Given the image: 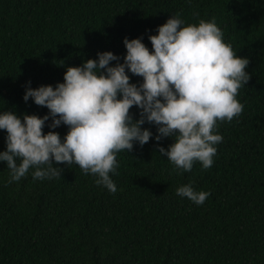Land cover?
I'll list each match as a JSON object with an SVG mask.
<instances>
[{
    "label": "trees",
    "instance_id": "1",
    "mask_svg": "<svg viewBox=\"0 0 264 264\" xmlns=\"http://www.w3.org/2000/svg\"><path fill=\"white\" fill-rule=\"evenodd\" d=\"M174 13L186 24L215 17L225 41L249 58L250 79L237 93L243 110L217 121L223 139L212 166L174 171L156 147L169 137L117 152L116 192L55 161L60 177L33 179L30 168L7 183L0 162V264H264V0H0V110L43 116L45 106L23 100L26 82L55 87L67 66L98 51L122 62L125 36H143L151 50L148 35ZM138 111L130 108L134 118ZM48 123L45 133L64 137L67 125ZM5 137L0 129V151ZM190 181L210 192L203 204L176 193Z\"/></svg>",
    "mask_w": 264,
    "mask_h": 264
},
{
    "label": "clouds",
    "instance_id": "2",
    "mask_svg": "<svg viewBox=\"0 0 264 264\" xmlns=\"http://www.w3.org/2000/svg\"><path fill=\"white\" fill-rule=\"evenodd\" d=\"M155 32L148 35L151 50L143 36H125L122 62L110 50L98 51L95 58L67 66L63 82L55 87L33 88L26 82L23 100L31 98L48 112L39 116L0 110V129L6 130L0 162L9 170L7 183L19 181L30 168L33 179L60 177L63 169L55 161L78 165L96 177V184L116 192L110 173L119 166L117 152L129 153L134 144L143 146L150 138L173 139L167 148L156 147L174 171H189L194 161L203 168L212 166L223 139L213 131L217 121H231L243 110L237 93L250 79L249 58L238 56L225 41L215 17L186 24L174 13ZM128 73L142 82H131ZM132 106L139 110L138 118L130 113ZM49 120V129L68 126L63 138L56 131H43ZM145 123L155 126V134L142 127ZM175 191L197 205L210 195L191 181Z\"/></svg>",
    "mask_w": 264,
    "mask_h": 264
}]
</instances>
